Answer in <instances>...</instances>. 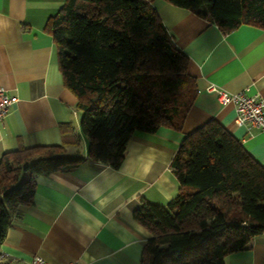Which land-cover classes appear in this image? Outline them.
<instances>
[{
    "label": "trees",
    "instance_id": "1",
    "mask_svg": "<svg viewBox=\"0 0 264 264\" xmlns=\"http://www.w3.org/2000/svg\"><path fill=\"white\" fill-rule=\"evenodd\" d=\"M223 31L264 29V0H165ZM64 85L74 94L87 158L118 168L134 131L180 130L198 87L152 0H66L46 23ZM4 152L0 158V244L37 176L85 160L66 155L79 139ZM69 134V135H68ZM171 166L178 193L166 205L142 200L133 217L150 233L141 264H225L264 232V167L218 121L187 134Z\"/></svg>",
    "mask_w": 264,
    "mask_h": 264
},
{
    "label": "crops",
    "instance_id": "2",
    "mask_svg": "<svg viewBox=\"0 0 264 264\" xmlns=\"http://www.w3.org/2000/svg\"><path fill=\"white\" fill-rule=\"evenodd\" d=\"M66 0H0V86L15 96L0 122V158L21 147L58 145L67 124L79 139L80 113L64 85L56 47L46 23ZM176 46L188 57L198 92L183 127L134 131L118 168L87 158L66 144L65 154L84 161L37 176L32 201L18 207L0 244V264H28L39 255L51 264H141L150 233L133 217L144 199L166 206L178 193L171 166L182 139L210 120L218 121L264 167V130L235 121L214 84L229 92L264 96V29L242 24L223 31L208 19L165 0H152ZM69 135V134H68ZM81 152V153H79ZM225 264H264V232L230 253Z\"/></svg>",
    "mask_w": 264,
    "mask_h": 264
},
{
    "label": "built area",
    "instance_id": "3",
    "mask_svg": "<svg viewBox=\"0 0 264 264\" xmlns=\"http://www.w3.org/2000/svg\"><path fill=\"white\" fill-rule=\"evenodd\" d=\"M206 90L208 92H215L221 104L233 105L236 123L264 130V96L248 95L245 91L229 92L214 84H209ZM16 101L17 98L15 96L9 95L6 89L0 86V122L9 114ZM3 256L1 253L0 258H3ZM28 264L51 263L39 255H34Z\"/></svg>",
    "mask_w": 264,
    "mask_h": 264
},
{
    "label": "rangeland",
    "instance_id": "4",
    "mask_svg": "<svg viewBox=\"0 0 264 264\" xmlns=\"http://www.w3.org/2000/svg\"><path fill=\"white\" fill-rule=\"evenodd\" d=\"M78 137H79V141H78V144H77V149H78V151H79V150L82 151L85 139H84L83 135L81 134V131L78 132ZM72 152H73V151H72V149H71V150H69V151L66 153V155H70ZM79 153H81V152H79Z\"/></svg>",
    "mask_w": 264,
    "mask_h": 264
}]
</instances>
